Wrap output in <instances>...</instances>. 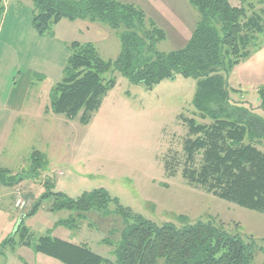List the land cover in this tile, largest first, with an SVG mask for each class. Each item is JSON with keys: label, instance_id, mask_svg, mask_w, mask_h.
I'll use <instances>...</instances> for the list:
<instances>
[{"label": "rangeland", "instance_id": "rangeland-1", "mask_svg": "<svg viewBox=\"0 0 264 264\" xmlns=\"http://www.w3.org/2000/svg\"><path fill=\"white\" fill-rule=\"evenodd\" d=\"M117 1L142 9L148 27L152 20L166 32V40L157 46L163 53L183 49L200 19L188 0ZM3 3L6 11L0 22V167L26 178L15 188L0 187V242L15 232L22 218L32 234V243L48 235L87 244L94 252L115 259L125 220L114 204L108 213H86L87 218L77 219L75 228L54 224L78 213H53L52 200L42 201L35 215L28 214L47 192L44 183L52 181L53 192L72 199L104 188L123 207L158 225L181 226L184 220H211L253 244V264H264V214L190 186L183 177L184 142L188 137L184 119L210 122L203 120L193 106L197 80L179 75L150 90L131 83L118 71L111 72L106 77L116 79L117 85L105 97L91 123L70 121L49 108L55 88L64 79L71 44H94L104 60L115 61L121 51L122 30L85 19H63L42 35L34 26L31 0ZM231 3L240 5L239 0ZM255 5L257 10L263 8L259 3ZM228 79L232 105L244 110L257 106L253 113L264 117L258 106V91L245 87L239 68ZM256 145L264 152V140ZM35 151L43 153L47 160L46 169L39 175H31ZM19 200L23 202L20 205ZM107 238L112 245L103 243ZM14 248L3 251L0 264H63L20 243ZM159 264H164V260Z\"/></svg>", "mask_w": 264, "mask_h": 264}, {"label": "trees", "instance_id": "trees-1", "mask_svg": "<svg viewBox=\"0 0 264 264\" xmlns=\"http://www.w3.org/2000/svg\"><path fill=\"white\" fill-rule=\"evenodd\" d=\"M34 26L46 34L63 19L101 22L119 34L121 51L115 61L104 60L94 44H71L64 79L51 97L50 111L68 120L89 125L101 109L116 79L106 76L118 71L131 83L146 89L177 76L197 80L193 106L203 120L184 121L188 137L184 142L186 166L183 177L190 186L205 189L219 199L264 214V152L257 143L264 140V117L253 109L232 105L230 74L257 51L264 40V0H188L200 19L181 50L160 52L158 44L167 38L164 30L147 18L142 9L117 0H31ZM255 3L263 6L256 9ZM0 0V22L5 14ZM264 112V86L258 90ZM200 158V159H199ZM43 153L31 157V175L46 169ZM0 167V187L15 188L26 177ZM47 192L28 213L35 215L42 201L52 200L50 211L77 212L56 224L75 228L86 213L109 212L111 205L125 220L115 259L94 252L87 244H74L52 236L32 243V234L21 220L15 232L0 247L29 246L37 253L63 264H253V244L240 235L228 233L211 220H198L181 226L157 223L123 207L104 189L86 192L77 199L53 192L52 181L44 183ZM25 215L26 216H28ZM103 243L112 245L109 238Z\"/></svg>", "mask_w": 264, "mask_h": 264}, {"label": "crops", "instance_id": "crops-1", "mask_svg": "<svg viewBox=\"0 0 264 264\" xmlns=\"http://www.w3.org/2000/svg\"><path fill=\"white\" fill-rule=\"evenodd\" d=\"M153 22L156 24L155 21H153ZM195 28H196V26H195ZM194 30H193V32H194ZM263 40H264V38H263ZM237 68H239V71L241 72V80L245 84V87H250L255 92H257L260 87L264 86V42L261 45V47L251 55V57L249 59H247L243 64H241ZM258 106H259V104H258ZM256 107L257 106H254L253 109H255ZM10 208L8 210L9 213H11ZM57 222H59V221H56L54 224H56ZM12 234H13V232L8 236V238L10 236H12ZM4 241L0 242V247ZM50 264H57V263L52 262Z\"/></svg>", "mask_w": 264, "mask_h": 264}, {"label": "built area", "instance_id": "built-area-1", "mask_svg": "<svg viewBox=\"0 0 264 264\" xmlns=\"http://www.w3.org/2000/svg\"><path fill=\"white\" fill-rule=\"evenodd\" d=\"M21 201H22V200H19L17 204L20 205L21 203H23V202H21Z\"/></svg>", "mask_w": 264, "mask_h": 264}, {"label": "water", "instance_id": "water-1", "mask_svg": "<svg viewBox=\"0 0 264 264\" xmlns=\"http://www.w3.org/2000/svg\"><path fill=\"white\" fill-rule=\"evenodd\" d=\"M21 220H22V218H21Z\"/></svg>", "mask_w": 264, "mask_h": 264}]
</instances>
